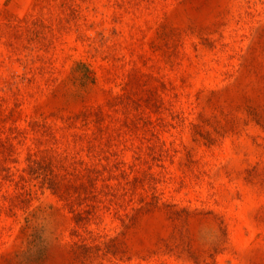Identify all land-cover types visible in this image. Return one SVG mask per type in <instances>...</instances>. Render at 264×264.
Returning <instances> with one entry per match:
<instances>
[{
    "label": "rangeland",
    "instance_id": "rangeland-1",
    "mask_svg": "<svg viewBox=\"0 0 264 264\" xmlns=\"http://www.w3.org/2000/svg\"><path fill=\"white\" fill-rule=\"evenodd\" d=\"M0 264H264V0H0Z\"/></svg>",
    "mask_w": 264,
    "mask_h": 264
}]
</instances>
